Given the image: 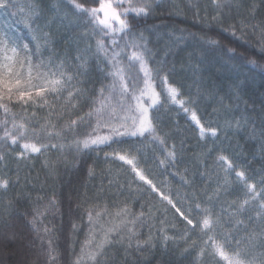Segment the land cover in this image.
Here are the masks:
<instances>
[{
    "label": "trees",
    "instance_id": "trees-1",
    "mask_svg": "<svg viewBox=\"0 0 264 264\" xmlns=\"http://www.w3.org/2000/svg\"><path fill=\"white\" fill-rule=\"evenodd\" d=\"M4 2L0 37L17 48L23 78L28 60L34 85L44 83L40 73L65 74L58 91L36 96L33 90L28 104L4 101L9 112L0 108V121L8 122L0 124V135L12 130L15 120L28 126L29 140L48 145L20 157L21 142L0 140V178L9 181L7 188L0 187V251L8 264L19 263L13 244L29 255V264H225L206 243L209 235L226 239L230 253L239 248L246 261L264 264V0H219L220 7L216 0H150L148 15L130 13L123 32L98 25L70 0ZM78 2L98 7L97 0ZM133 51L143 53L159 93L148 112L155 136H124L111 146L77 150L75 141L107 134L98 122L138 115L129 107L144 77L130 59ZM3 56L0 52V62ZM114 65L124 68L128 80L123 96L112 76ZM167 85L179 90L183 106L169 98ZM142 102L151 104L146 96ZM192 112L216 135L202 137L189 118ZM114 150L134 157L155 189L131 165L106 155ZM220 156L235 171H226ZM239 171L247 184H255L254 199L237 178ZM245 199L249 204L239 211ZM204 210L216 221L211 233L201 230ZM113 228L117 231L110 234L113 242L103 256L95 261L82 256L93 235L94 245ZM11 235L14 242L3 244L2 237Z\"/></svg>",
    "mask_w": 264,
    "mask_h": 264
},
{
    "label": "snow or ice",
    "instance_id": "snow-or-ice-1",
    "mask_svg": "<svg viewBox=\"0 0 264 264\" xmlns=\"http://www.w3.org/2000/svg\"><path fill=\"white\" fill-rule=\"evenodd\" d=\"M70 3L72 4L73 8L78 10L81 13H85L89 16L90 19L94 20L98 25H103L105 28H107L109 31H121L129 28V24L127 23L126 17L131 13L136 16L140 15H148L151 3L150 0H144V3L140 5H134L132 3V0H97L98 7H91L87 8L83 4L79 3L78 0H70ZM127 4V7H124V5ZM8 5L4 2V0H0V8H5ZM216 6L220 7L219 0H216ZM122 17H125L122 19ZM114 24L118 25L117 27H114ZM234 34V33H233ZM210 43H217L216 41H209ZM115 43V40L113 41ZM24 49H27V45L25 44ZM98 47L101 50H104V44L103 41H98ZM10 51L12 53L11 56L7 55V52ZM0 52L4 53V56L2 57V60L4 62H0V108L3 109L5 113L9 112V108L7 103H4V101L7 102H22L23 104H28L29 101L33 100L34 91L36 96H43V94L51 90L53 92L58 91L60 87L64 84L63 77L65 74L62 71L57 72H51L49 74L40 73L38 78H41L44 83H41L40 85H34L32 83L33 80V71L31 67L30 60L26 61L28 64V70H27V77L26 79L23 78L22 75V62L18 59V50L16 47H8L7 41L0 37ZM119 53H115L114 56H118ZM131 60H134L138 62L139 64V70L143 73L144 81H143V88L139 91V95H132V98L135 100V105L129 107V111H135L138 113L136 116L131 117H125L122 122L118 123H105L101 125L99 122L97 123V128H100L101 126L108 129L107 134L105 135H89L87 138L83 140H77L75 141V145L77 150H86L90 149L93 146L98 147L99 145L106 144L111 146L112 143H119L120 141L117 139L119 137L124 136H144L145 133H149L153 136H155V128L152 124L151 119L149 118V107L152 105H155L159 101V93L155 90V85L152 80V70L148 66V62L145 59L143 53L141 51H133L130 57ZM253 67H255V62H251ZM20 64L21 68L17 69L16 66ZM114 67H116L114 65ZM112 76L114 77V80L118 82L121 95H125L128 93V80L125 76V70L123 67H116V70L112 73ZM68 80H71V77H67ZM162 81L164 83H167V77H163ZM117 87V84L114 83L111 88L114 90ZM169 98L177 103L183 106L184 101L183 100H177V96L179 95V90L172 86L168 85L166 89ZM72 93H69V96H71ZM147 96L149 97L151 104L148 106H145L142 102V97ZM104 108L103 101L101 102V107L96 109L97 113H100ZM113 112L115 109H112ZM184 111H189V109L185 108ZM91 115V113H89ZM192 119L199 125L200 128V134L201 136L205 135V133L210 132L211 135H216V129L215 128H209L206 129L204 125L200 124L199 119L197 118L195 112H192ZM8 122L0 121V124L6 125ZM76 121H71V125H75ZM28 126L23 123L19 122L17 123L15 120L12 122V130H8L7 128L4 129L3 135H0V140H8L12 145H16L18 142H21V147L23 151L19 153L20 157H24L26 154L29 153H40L42 149H46L48 145L42 144V143H36L29 140L28 133H29ZM32 135H35L38 137L39 133H37L34 129L31 130ZM48 135H51V133H47ZM56 135H60L59 132L56 133ZM156 139L160 140V143L163 144V140L159 137H156ZM55 147V145H53ZM61 147H64V145H61ZM111 155L116 159H119L121 161H125L127 164L132 166L133 171L136 172V174L139 176L141 180H145L146 183L149 185H152L151 180H147L146 177L143 175L142 172H140L137 169V166L134 162V157L130 158L126 154H121L119 151H113L112 153L106 154ZM168 157L170 159L175 158V154L172 151L168 152ZM3 159V156L0 155V160ZM219 160L222 162V164L225 166L226 171H235V169L232 166V163L226 156H220ZM165 161L161 160L160 163L163 164ZM91 174V170H90ZM236 176L238 179L243 180L246 184V178L245 173L243 171L236 172ZM9 184V181L7 179L0 178V187L7 188ZM153 189H155V185H152ZM247 188L250 193H252V198H255V195H258L255 193V184H247ZM165 200H168L169 203H172L171 200L164 196ZM52 203H55V200L53 198ZM249 204V200L245 199L243 200L240 205L238 206L239 211H243L245 209V206ZM199 207V205H197ZM261 209L264 210V205H261ZM125 214H127V210H123ZM179 211V209H177ZM205 211V215L203 219L200 221L201 224V230L205 231L206 233H211L214 229V225L216 221L213 219V217L208 213L207 210ZM99 216L100 213H97ZM183 215V213H181ZM89 220H92V213L89 212L88 214ZM185 220H187V223L189 225L193 224V221L191 219H188L187 217H184ZM35 219H33L32 223L35 224ZM242 223V221L238 222ZM45 231H48V229H45ZM117 231V229H107L104 230L103 238L97 241L94 245L92 244V240L95 239V236L93 235L92 238L87 242L86 248L82 249V256L86 255L89 259L95 261L97 260V257L103 256L105 247L107 245H110L113 241L110 239V234L112 232ZM122 240L123 237H120ZM129 241H131V236H129ZM210 242L211 247L213 249V254L218 256L221 260L225 262V264H251L250 261H246L242 258L241 253L239 251V248L233 250L231 253L227 250V240H217L214 236L209 235L208 241L206 243ZM51 244V241H49V245ZM139 246V245H138Z\"/></svg>",
    "mask_w": 264,
    "mask_h": 264
},
{
    "label": "rangeland",
    "instance_id": "rangeland-1",
    "mask_svg": "<svg viewBox=\"0 0 264 264\" xmlns=\"http://www.w3.org/2000/svg\"><path fill=\"white\" fill-rule=\"evenodd\" d=\"M167 87H168V85H167ZM147 97V96H146ZM147 98H149V97H147ZM190 119L195 123V124H197L193 119H192V114H190ZM197 127H198V132L200 133V128H199V125H197ZM209 133V135L210 136H212L211 135V133L210 132H207V133H205V135H203V136H206L207 134ZM136 164V163H135ZM12 236V235H11ZM11 236H5V237H2V239H1V241L3 242V244H5V243H8L9 244V242H14L13 240H11V238H13V236L11 237ZM4 238V239H3ZM1 242V243H2ZM7 244V245H8ZM7 245H4V246H7ZM13 245H16V246H13V247H16L15 248V251H16V256H17V258H18V260H17V258H16V260H17V262H19L18 264H29V263H32L31 261H30V259H29V255L25 252V251H23V250H21V248H19V246H17V244H13ZM6 248V247H5ZM2 249V248H1ZM12 256V255H11ZM0 257H1V259L2 260H4V263L3 264H8V262H7V258H8V256H7V254H5V252L3 251V249L0 251Z\"/></svg>",
    "mask_w": 264,
    "mask_h": 264
}]
</instances>
